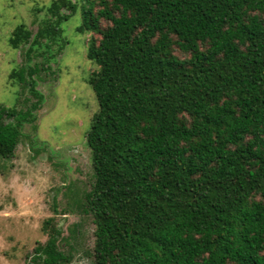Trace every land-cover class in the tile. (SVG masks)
<instances>
[{"label":"trees","instance_id":"trees-1","mask_svg":"<svg viewBox=\"0 0 264 264\" xmlns=\"http://www.w3.org/2000/svg\"><path fill=\"white\" fill-rule=\"evenodd\" d=\"M82 2L77 31L92 34L98 68L84 202L95 263L264 264V0ZM47 10L36 34L22 24L9 40L27 47L11 85L35 101L0 106V160L15 157L45 102L32 54L63 38L79 4ZM42 230L30 264H67L55 217Z\"/></svg>","mask_w":264,"mask_h":264},{"label":"rangeland","instance_id":"rangeland-1","mask_svg":"<svg viewBox=\"0 0 264 264\" xmlns=\"http://www.w3.org/2000/svg\"><path fill=\"white\" fill-rule=\"evenodd\" d=\"M72 1L79 11L63 24V38L32 54L45 97L38 119L24 127L15 157L0 160V264H30L35 248L48 239L42 228L52 216L62 230L67 264H96V225L84 202L94 182L86 136L98 110L87 78L98 68L87 58L92 34L77 31L88 5ZM51 2L0 0V106L26 110L35 101L27 86L11 85V72L27 64V47L14 50L9 40L22 24L36 34L53 20Z\"/></svg>","mask_w":264,"mask_h":264}]
</instances>
